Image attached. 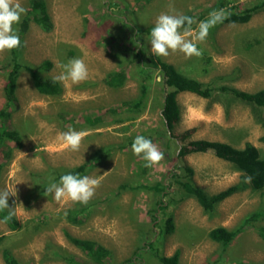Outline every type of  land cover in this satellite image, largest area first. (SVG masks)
I'll return each mask as SVG.
<instances>
[{
    "label": "rangeland",
    "instance_id": "374dc122",
    "mask_svg": "<svg viewBox=\"0 0 264 264\" xmlns=\"http://www.w3.org/2000/svg\"><path fill=\"white\" fill-rule=\"evenodd\" d=\"M214 1L44 0L52 26L45 31L27 15L30 0H20L26 12L20 23L13 25L20 37L16 48L19 62L38 65L49 60L51 68L41 75L56 80L62 65L79 58L88 67L89 76L78 84L57 80L61 95L45 96L35 90L27 71L19 73L15 103L8 108L6 125L18 131L21 147L9 142L8 154L6 149L0 153V190L15 188L16 195L9 196L8 204L20 229L11 231L0 219V264H5L4 249L20 264H67L62 257L68 256L89 263L66 233L110 250L108 264H159L145 249L149 242L163 256L179 251L180 264H264V241L256 231L264 221H252L226 248L208 238L211 229H236L253 212L264 210V189L251 190L247 179L231 163L210 152L175 157L178 144L167 141L160 118L167 88L152 70L142 97L143 76L133 56L137 28L154 26L162 13L206 14L203 10ZM258 1L224 0L227 7H248ZM200 22L195 21L188 39L196 43L201 56L187 57L170 51L160 59L214 89L226 86L247 93L264 89V7L245 24H223L208 31L203 42L195 40ZM144 39L151 50L150 38ZM11 53H0V109L6 104L3 89L8 69L3 66L10 62ZM113 71L126 75L119 88H110L103 82L106 74ZM141 97L137 111L121 106ZM176 99L180 120L174 133L193 129L191 140L220 141L237 149L251 144L264 158V117L251 106L219 91L209 99L186 92L179 93ZM69 129L88 133L79 151L66 148L58 138ZM137 136L150 139L163 153V159L145 167L143 154L137 156L132 151ZM85 164L90 165L85 175L100 180L87 204L56 201L54 194L33 193L38 175L49 169L61 173ZM178 166L191 168L192 181L209 195L240 183L246 186L206 213L171 180ZM159 181L170 187L163 197L168 205L165 214L155 211L156 194L139 187ZM71 210L79 211L76 224L66 220ZM168 215L173 218L174 231L165 234L160 226ZM153 216L158 218L156 222ZM139 248L135 263L128 262Z\"/></svg>",
    "mask_w": 264,
    "mask_h": 264
},
{
    "label": "trees",
    "instance_id": "16d2710c",
    "mask_svg": "<svg viewBox=\"0 0 264 264\" xmlns=\"http://www.w3.org/2000/svg\"><path fill=\"white\" fill-rule=\"evenodd\" d=\"M227 5L229 4L224 2V0H215L210 6L203 10V12H206L208 15L207 17H205V13L194 14L192 12H187L184 16L191 17L194 21H206L209 19L210 14L214 12H223L226 18H224L222 22H218L215 26L211 27L209 31H212L223 24L247 23L255 12H258L264 7V0H259L253 6L248 7H227ZM27 15H31L32 20L43 30L49 31L51 29L52 26L49 22L44 0H30V8ZM194 24L195 22L190 26V28H193ZM22 25L24 28L27 27L25 20H23ZM186 27L189 26L186 25ZM152 28L153 25L136 29L134 34L136 39V48L133 50V56L136 64H139V66H137L138 71L143 76L141 80L142 97L148 89L146 83L147 80L150 79V72L152 70H155L159 74L162 84L167 88V90L164 91L162 99L160 118L162 125L165 128L167 141L173 140L178 144L175 157L180 159L190 154L210 152L216 158L231 163L234 168L243 175V179H247V186L251 190L262 191L264 189V158L260 156V152L256 147L251 144H245L244 148L237 149L230 144L220 141L191 140L190 137L193 133V129L184 130L179 134H176L173 131L175 125L180 120V108L176 99L179 93H191L204 99L211 98L215 91L231 94L240 101L251 106L257 114H262L264 117V89L254 93L242 92L226 86L214 89L210 85L204 84L194 78L182 74L172 64H169L160 59L159 56L152 54L149 45L144 39L150 38ZM181 31H183V29H181ZM11 52L12 57L10 62L3 66L4 69H8L6 71V81L3 89L6 104L5 107L0 109V153L6 149L8 150L6 151L7 154L9 152V148L7 147L9 142H13L18 147H21V137L18 131L15 129H9L6 125V122L10 117L8 108L15 103L14 90L16 88L20 71L25 70L29 73L33 87L39 94L45 96H59L62 93V87L57 80L49 77H43L41 75L42 72H46L51 68L52 63L49 60H44L38 65L22 64L17 58L16 48L12 49ZM125 80L126 75L124 73L113 71L106 74L103 82L110 88H119L123 85ZM142 97L132 102H124L121 106L133 107L136 108L135 110L137 111L139 109L138 107H140ZM96 120L99 121L98 118ZM130 143L132 142L130 141ZM167 148L170 149L169 144H167ZM89 166L90 165L85 164L69 170H64L61 173L55 169H49L42 175H38L34 178L35 186L33 193L38 196H45L46 187L49 186L50 183H59L60 177L68 173L84 176L88 172ZM2 167L3 164L0 162V172ZM192 174L193 171L188 166H178L174 169L170 177L176 184L177 188H179L186 196L194 198L198 205L206 213L213 211L219 203L246 186L240 183L230 186L226 190L209 195L202 188L195 185L191 179ZM123 187H125V185L120 186V188ZM139 187L153 191L156 194L155 211H160L165 214V210L168 205L165 203L163 197L165 196V190L170 187L165 186L161 181L155 182L153 185L143 184ZM78 212L79 211L77 210H71L70 214L66 216V220L73 224L78 223ZM8 216L9 212L0 210V219L8 226V228L11 231L19 230L20 223L13 217V215H11L10 219ZM152 219L156 222L158 218L153 216ZM252 221H264V210L253 212L245 218L242 224H240L236 229L228 230L224 227L213 228L208 232V238L221 245L223 248H226L246 226L251 225L250 223ZM160 231L165 234H169L174 231V223L171 215H168L164 220V224L160 226ZM256 231L259 237L264 241V225L256 227ZM65 236L74 247L82 251L87 256L89 262L80 263L73 256L62 257L67 264H108L107 259L110 257L111 252L107 248L88 239L75 238L67 233ZM145 249H148L151 253H153V256L157 259L159 264H180L179 251L174 252L171 256H163L155 251L152 247V243L150 242L146 243ZM140 250V248L136 249L133 253V257L131 259H127V261L135 263L134 259L139 257L138 254H140ZM2 258L5 264H20L7 249L2 251Z\"/></svg>",
    "mask_w": 264,
    "mask_h": 264
},
{
    "label": "clouds",
    "instance_id": "9594fccd",
    "mask_svg": "<svg viewBox=\"0 0 264 264\" xmlns=\"http://www.w3.org/2000/svg\"><path fill=\"white\" fill-rule=\"evenodd\" d=\"M26 12L21 6L20 0H0V53L11 51L20 46V37L17 30L13 29L14 24H19L21 16ZM226 18L223 12L212 13L206 21L198 24V31L195 40L203 42L211 27L222 22ZM195 21L184 15L160 14L155 21L150 33L151 52L156 56L167 57L169 52H182L187 57L201 56V51L196 43L188 39L192 35L190 26ZM188 25L189 27H186ZM183 29V31H181ZM63 71L56 77L58 81L70 80L73 84L81 83L88 79L89 70L82 59H71L67 64L62 65ZM88 135L86 131L69 129L59 134V140L71 151H79L83 138ZM132 151L135 155L145 160V167H151L163 159V153L150 139L144 136H137L132 143ZM100 180L87 175L64 174L60 177L59 183H50L46 187L45 194H54L56 201L62 199L71 200L81 204H87L94 195L95 189L99 186ZM16 190H0V210H9L8 218H11L12 208L9 207V196H15Z\"/></svg>",
    "mask_w": 264,
    "mask_h": 264
}]
</instances>
